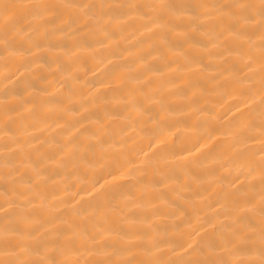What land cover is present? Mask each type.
<instances>
[{
  "label": "clouds",
  "instance_id": "obj_1",
  "mask_svg": "<svg viewBox=\"0 0 264 264\" xmlns=\"http://www.w3.org/2000/svg\"><path fill=\"white\" fill-rule=\"evenodd\" d=\"M0 264H264V0H0Z\"/></svg>",
  "mask_w": 264,
  "mask_h": 264
}]
</instances>
